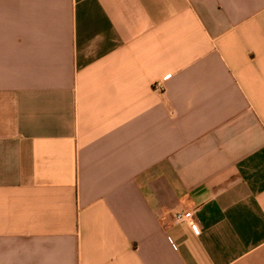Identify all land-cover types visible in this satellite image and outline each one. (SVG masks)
<instances>
[{
	"label": "crops",
	"instance_id": "1",
	"mask_svg": "<svg viewBox=\"0 0 264 264\" xmlns=\"http://www.w3.org/2000/svg\"><path fill=\"white\" fill-rule=\"evenodd\" d=\"M0 264H264V0H0Z\"/></svg>",
	"mask_w": 264,
	"mask_h": 264
},
{
	"label": "built area",
	"instance_id": "2",
	"mask_svg": "<svg viewBox=\"0 0 264 264\" xmlns=\"http://www.w3.org/2000/svg\"><path fill=\"white\" fill-rule=\"evenodd\" d=\"M174 218L177 222H182V221L190 222L192 229L196 233L200 232L201 224L200 221L195 218L194 211H178L174 214Z\"/></svg>",
	"mask_w": 264,
	"mask_h": 264
}]
</instances>
